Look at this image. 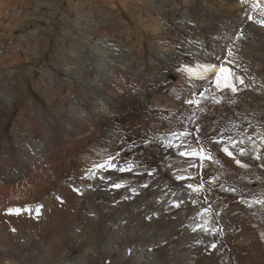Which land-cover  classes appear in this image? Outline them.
<instances>
[{
  "label": "bare ground",
  "instance_id": "bare-ground-1",
  "mask_svg": "<svg viewBox=\"0 0 264 264\" xmlns=\"http://www.w3.org/2000/svg\"><path fill=\"white\" fill-rule=\"evenodd\" d=\"M28 2L0 0V264H264V0H70L42 69ZM112 155L150 183L116 206Z\"/></svg>",
  "mask_w": 264,
  "mask_h": 264
},
{
  "label": "rangeland",
  "instance_id": "rangeland-1",
  "mask_svg": "<svg viewBox=\"0 0 264 264\" xmlns=\"http://www.w3.org/2000/svg\"><path fill=\"white\" fill-rule=\"evenodd\" d=\"M49 2L50 0H29L28 4H26V7L24 9V13L26 14V16L29 12H32L33 17H31L32 16L31 14L30 17L26 18L27 20L25 21V24L21 26L22 29L20 30V33H25L27 31L29 32L34 31L37 27H40V28L45 29L44 33L42 34L44 39H47V40L50 39V42H51L50 47L41 56L40 62L35 65L36 69H42L45 67L46 64H50L52 67H55V64L58 60V52H59V47L58 45H56V42H61L62 39L66 37L65 34L67 31L73 32V29H71L72 28L71 22H73V19L76 18V13L74 12L73 9L71 10L72 3L70 2V0H53V3L51 5H49L50 4ZM60 2H61V5L58 7L57 5ZM30 84L34 86L35 81L31 79ZM198 152L194 154L198 155ZM148 172L146 171L145 174L146 175L148 174V176L150 175L153 176L154 174L153 171H148ZM116 173H117L116 176L118 177H122V175L123 176L125 175L127 180L129 181V184L132 183V180H133V183L131 185L124 182L122 185L119 186V188H116L122 197V201H121L122 203L125 201L128 202V199L131 196L136 197L138 194L137 192H135L136 189H141L143 187H149L148 185H150V183L148 182H146L148 184L141 183L139 178L133 176L129 168H121ZM126 185H127V188H126ZM164 190H167V189L164 188ZM55 197L59 198V195H56ZM171 197H172V200H175L176 202L175 201L171 202L170 206L175 207L177 204L175 205L173 203L179 202L175 208L177 207L181 208L185 204L182 200H179L180 198L176 199V193L171 195ZM162 202H164L163 199H162ZM167 212H169V210H167ZM146 220L151 221V218L148 219L147 217Z\"/></svg>",
  "mask_w": 264,
  "mask_h": 264
},
{
  "label": "snow or ice",
  "instance_id": "snow-or-ice-1",
  "mask_svg": "<svg viewBox=\"0 0 264 264\" xmlns=\"http://www.w3.org/2000/svg\"><path fill=\"white\" fill-rule=\"evenodd\" d=\"M261 23H264V21H261ZM225 151H227V149H225ZM229 155H231V153H229ZM237 163H239V161H237ZM9 211H12V210L10 209ZM36 211L39 212V208H37Z\"/></svg>",
  "mask_w": 264,
  "mask_h": 264
}]
</instances>
